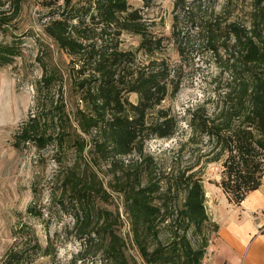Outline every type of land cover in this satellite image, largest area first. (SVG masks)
Instances as JSON below:
<instances>
[{
    "label": "rangeland",
    "instance_id": "obj_1",
    "mask_svg": "<svg viewBox=\"0 0 264 264\" xmlns=\"http://www.w3.org/2000/svg\"><path fill=\"white\" fill-rule=\"evenodd\" d=\"M70 1L69 5L74 7L86 2ZM65 2L0 0V25L5 30V33L0 30V42L20 43V56L12 64L0 67V263L13 250L20 252L18 264H104L103 244L96 240L83 242L77 236L83 230L97 229L102 217H106L119 238L123 261L144 264L132 242L122 196L116 190L124 179L130 180L140 172L142 187L158 185L170 200L173 178L180 172L193 173L203 183L205 211L215 225L213 212L225 203V195L217 186L224 156L218 159L220 151L206 136L196 132L189 121L195 114V122L203 118L212 124L219 112L245 111L246 99L229 83L223 63L227 56L224 49H218L216 59L205 49L208 35L191 31L183 38L180 34L200 22L216 23L221 29L231 23L249 28L251 3L250 0H128L130 10L139 11L137 23L145 36L153 43L159 41L158 46L151 48L142 43V34L117 25L110 28L90 25L85 34L75 36L86 54L92 49L112 47L119 53L132 55L133 62L128 66L134 74L151 63L155 68L162 63L173 80L168 84V96L146 117V122L152 124L166 116L174 127L173 136L149 138L144 142L143 155L119 157L112 164L111 160L92 153V135L83 133L76 121V111L83 109L76 84L91 75L92 70L82 65L81 57L60 49L44 32L45 26L60 18ZM216 41L228 46L233 43L225 37ZM45 73L55 74L59 85L36 105L34 82ZM177 81L179 86L174 91ZM129 100L136 103L137 95L130 94ZM60 104L69 123L57 125L55 130L47 127L44 134L61 137L62 147L38 150L30 143L16 146L15 136L29 117L38 115L40 107L46 110ZM81 145L85 147L80 153ZM81 183L94 189V195L89 204L92 217L79 224L75 218L82 209L71 197L75 185ZM183 198L179 195L175 202L168 203L170 211L180 206ZM30 208L38 215L28 214ZM170 211L164 215H171ZM173 219L169 216L158 224V239L163 243L175 231ZM24 223L33 229V236L26 238L17 231ZM212 230L213 226H209L201 234H195L193 229L186 233L194 246L208 240L205 257L217 233Z\"/></svg>",
    "mask_w": 264,
    "mask_h": 264
},
{
    "label": "trees",
    "instance_id": "obj_2",
    "mask_svg": "<svg viewBox=\"0 0 264 264\" xmlns=\"http://www.w3.org/2000/svg\"><path fill=\"white\" fill-rule=\"evenodd\" d=\"M85 1L80 7H74L69 5L70 0H66L60 18L45 26L44 32L60 49L81 57L82 65L92 70L91 75L80 77L76 84L83 106V109L76 111V121L83 133L92 135V153L115 164L114 160L119 157L133 153L143 155L144 142L149 138L169 139L173 136L174 127L170 126L166 116L152 124L146 122L149 111L168 96V84L173 80L169 79L168 67L162 63L156 68L151 63V66L134 74L128 66L133 62L132 55L119 53L112 47L104 46L96 51L92 49L87 54L82 52L85 47L78 43L75 36L85 34L90 25L105 28L117 25L142 34V43L149 48L159 45V41L153 43L145 36L146 32L137 23L139 11L130 10L128 0ZM250 3L249 28L231 23L221 29L216 23L200 22L191 24L180 34L183 38H187L191 31L197 35H208L205 49L216 59L218 49H224L227 56L223 63L229 83L238 89L241 98L246 99L245 111L219 112L212 124L203 118L195 122V114L189 121L196 132L206 136L220 151L218 159L224 156L217 186L233 205H239L248 192L258 189L264 175V0H250ZM0 30L5 33L1 25ZM219 37L232 40V45L228 46L226 42L217 44ZM19 45V41L0 42V67L12 64L20 56ZM107 49L111 52H107ZM82 72L85 74V71ZM58 85L59 79L50 73L43 74L34 82L36 105L39 99H44ZM178 86L179 81L175 82L174 91ZM130 94L137 95L136 103L129 100ZM63 108L62 104L46 110L40 107L38 115L29 117L16 134V146L30 143L38 150L47 146L62 147L61 137H46L44 133L47 127L55 130L58 128L55 126L69 123ZM84 147L81 145L78 151L83 152ZM140 175L138 172L130 180L124 179L116 191L122 196L132 242L144 264H202L208 240L194 246L186 236L191 229L195 234H201L209 226H213L212 233L218 231V226L210 222L205 211L202 181L195 178L193 173H178L172 180L173 198L169 200L158 185L142 187ZM75 186L71 201L82 209L75 218L77 223L82 224L92 217L93 209L89 204L94 189L82 183ZM179 195L184 197L181 205L170 211L167 204L175 202ZM167 211L172 212L169 216L174 218L171 223L176 228L170 240L163 243L158 239V224L169 218L164 215ZM27 213L38 215L31 208ZM17 231L26 238L34 233L25 223L20 224ZM77 237L83 242L96 240L102 243L101 258L104 264H126L121 258L119 238L106 217H102L97 229L83 230ZM19 255L20 252L11 250L0 264H18Z\"/></svg>",
    "mask_w": 264,
    "mask_h": 264
},
{
    "label": "crops",
    "instance_id": "obj_3",
    "mask_svg": "<svg viewBox=\"0 0 264 264\" xmlns=\"http://www.w3.org/2000/svg\"><path fill=\"white\" fill-rule=\"evenodd\" d=\"M215 210L218 231L202 264H264V175L260 187L239 205L225 195Z\"/></svg>",
    "mask_w": 264,
    "mask_h": 264
}]
</instances>
